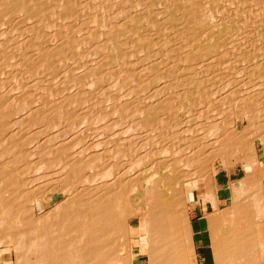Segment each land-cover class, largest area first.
Wrapping results in <instances>:
<instances>
[{"label": "bare ground", "instance_id": "1", "mask_svg": "<svg viewBox=\"0 0 264 264\" xmlns=\"http://www.w3.org/2000/svg\"><path fill=\"white\" fill-rule=\"evenodd\" d=\"M202 226L264 264V0H0V264H199Z\"/></svg>", "mask_w": 264, "mask_h": 264}, {"label": "rangeland", "instance_id": "2", "mask_svg": "<svg viewBox=\"0 0 264 264\" xmlns=\"http://www.w3.org/2000/svg\"><path fill=\"white\" fill-rule=\"evenodd\" d=\"M235 169H233L234 171ZM219 181L224 182L226 179V172L221 171V173L218 175ZM226 196L222 197V199H225ZM194 215V214H193ZM136 222L133 221L132 224H135ZM203 231H201V240H200V235H196V239L200 240L201 243L196 247V252H197V258L199 261V264H214L213 260V253H212V248L210 246V240L208 237V232L205 230L204 226H202ZM138 242V238L134 237L133 242ZM199 242V241H198ZM133 264H145V262H142L139 260V258H136L134 260Z\"/></svg>", "mask_w": 264, "mask_h": 264}]
</instances>
